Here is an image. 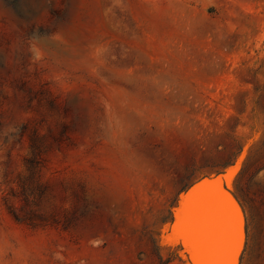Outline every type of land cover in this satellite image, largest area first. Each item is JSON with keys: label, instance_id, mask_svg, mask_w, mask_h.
<instances>
[{"label": "rangeland", "instance_id": "374dc122", "mask_svg": "<svg viewBox=\"0 0 264 264\" xmlns=\"http://www.w3.org/2000/svg\"><path fill=\"white\" fill-rule=\"evenodd\" d=\"M216 176L264 264V0H0V264H200Z\"/></svg>", "mask_w": 264, "mask_h": 264}, {"label": "bare ground", "instance_id": "6f19581e", "mask_svg": "<svg viewBox=\"0 0 264 264\" xmlns=\"http://www.w3.org/2000/svg\"><path fill=\"white\" fill-rule=\"evenodd\" d=\"M209 182L217 192L220 191L219 181ZM194 188L190 190L189 195L191 199L189 204V230L196 236L201 249L199 263L222 264L223 262V264H227L232 256H236L243 239V231L240 227V225H243L244 219L242 209L235 207V205L231 206L227 197L221 191L218 195L219 203H217L214 194L207 198H193ZM227 206L229 217L225 211ZM231 239L233 241L232 247L230 246ZM229 247L231 252L228 251Z\"/></svg>", "mask_w": 264, "mask_h": 264}, {"label": "water", "instance_id": "95a60500", "mask_svg": "<svg viewBox=\"0 0 264 264\" xmlns=\"http://www.w3.org/2000/svg\"><path fill=\"white\" fill-rule=\"evenodd\" d=\"M209 181H219L220 182V186H219V190L227 197L228 199V203L232 205H235V207L237 208H241L238 200H237V197L233 194V192L228 188V186L226 184H223L222 183V178L220 176H216L214 178H202L200 179L199 181H196V182H193L189 187L188 189L186 190V193H188V191H190L193 187L194 190L192 192V196L193 198H201V197H204V198H207L209 197L211 194H214L215 195V198H217V203H219L218 201V195H219V192H217V190L214 188V186L209 182ZM207 184V185H206ZM224 207V206H223ZM228 206L225 208V211L227 213V216L229 217V210H227ZM227 220H229L228 218H226ZM240 227H242V231H243V225H240ZM233 238V237H232ZM232 239L230 241V246L232 245ZM232 247V246H231ZM229 252H231V248L229 247L228 249ZM233 251V250H232ZM229 264V263H227Z\"/></svg>", "mask_w": 264, "mask_h": 264}, {"label": "trees", "instance_id": "16d2710c", "mask_svg": "<svg viewBox=\"0 0 264 264\" xmlns=\"http://www.w3.org/2000/svg\"><path fill=\"white\" fill-rule=\"evenodd\" d=\"M229 164H231V163H227V164H225L224 167H226V166L229 165ZM243 171H244V167L242 168V171H241V172H243Z\"/></svg>", "mask_w": 264, "mask_h": 264}]
</instances>
